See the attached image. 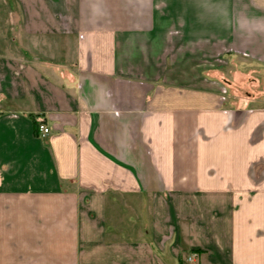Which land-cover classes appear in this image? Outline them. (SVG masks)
Segmentation results:
<instances>
[{"label": "crops", "instance_id": "crops-1", "mask_svg": "<svg viewBox=\"0 0 264 264\" xmlns=\"http://www.w3.org/2000/svg\"><path fill=\"white\" fill-rule=\"evenodd\" d=\"M246 74L264 0H0V264H264Z\"/></svg>", "mask_w": 264, "mask_h": 264}, {"label": "rangeland", "instance_id": "rangeland-1", "mask_svg": "<svg viewBox=\"0 0 264 264\" xmlns=\"http://www.w3.org/2000/svg\"><path fill=\"white\" fill-rule=\"evenodd\" d=\"M4 33H5V31H3V35H5ZM30 46H31L30 50H34L40 55L44 52L49 54V51L51 50V48L54 47V45H49V44H43V45L35 44V46H33V45H30ZM48 49H49V51H48ZM54 54H57V52H54ZM251 80H253V77L250 76L249 74L242 75L239 78L237 77L236 81L234 82V85L231 86L232 94H236V95L243 96V97L244 96L251 97V98L254 97L257 99L264 97V82L257 84V81H255L256 85H258V89L255 90L252 88L253 84L251 83ZM221 94H222V96H224L225 99L228 98V92L227 91H222Z\"/></svg>", "mask_w": 264, "mask_h": 264}, {"label": "built area", "instance_id": "built-area-1", "mask_svg": "<svg viewBox=\"0 0 264 264\" xmlns=\"http://www.w3.org/2000/svg\"><path fill=\"white\" fill-rule=\"evenodd\" d=\"M37 130L40 135H46L49 132V128L42 120H38Z\"/></svg>", "mask_w": 264, "mask_h": 264}, {"label": "trees", "instance_id": "trees-1", "mask_svg": "<svg viewBox=\"0 0 264 264\" xmlns=\"http://www.w3.org/2000/svg\"><path fill=\"white\" fill-rule=\"evenodd\" d=\"M37 123H38V120L36 121V129H37ZM38 131V130H37Z\"/></svg>", "mask_w": 264, "mask_h": 264}]
</instances>
